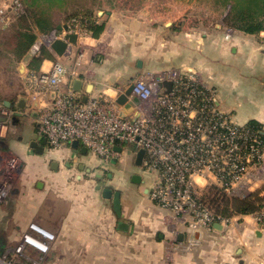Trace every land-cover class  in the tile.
I'll return each instance as SVG.
<instances>
[{
	"label": "crops",
	"instance_id": "0c3cea01",
	"mask_svg": "<svg viewBox=\"0 0 264 264\" xmlns=\"http://www.w3.org/2000/svg\"><path fill=\"white\" fill-rule=\"evenodd\" d=\"M105 1L104 6L94 8V15H103L102 21H97L105 24L101 36L94 38L85 31L87 35L79 36L77 44L69 45L71 53L63 57L48 49L54 60H44L39 70L49 69L56 59L64 62L70 71L76 68L78 76L69 75L66 86H72L83 100L91 94L117 99L121 91H127L136 79L149 73L145 68L154 67L148 60L154 56L160 31H157L149 8L146 6L135 11L112 9ZM59 26L66 33L69 27H79L78 23L72 24L63 19L57 20L56 31ZM164 27L173 31L172 23H166ZM262 34L264 31L260 35L239 32L233 41L227 43L229 53L224 47L220 51L217 46L211 56H206L205 49H201L204 41H198L196 59L189 61L186 58L181 66L188 71L202 73L216 87L218 94L222 95L221 90L228 93L231 100L221 97L218 103L236 123L245 125L255 122L262 126L264 133ZM38 43L39 39L28 53L33 52ZM42 48L47 49L41 45L37 54L33 52V57ZM187 51L191 53V48ZM187 51L183 52L185 56ZM28 53L17 62L23 76L33 58L28 59ZM134 66L143 71L134 75L131 73ZM22 99L25 104L20 108ZM5 105L14 111V132L20 129L26 137L19 135L15 139L11 137L14 134L11 132L9 138L0 141L3 150L14 153L22 162L19 184L11 196L0 204L2 252L13 251L29 231L30 224L37 223L56 235V241L50 244V252L44 255L42 264H264V229L251 214H235L230 227L216 225L212 230L201 231L196 238L199 246L187 249V229L166 219L171 213L151 200L154 177L151 179L136 165V155L132 159L140 169H126L128 178L135 175L141 177L139 181H134L136 187L132 185V188L141 193L142 198L145 195L149 203L139 205V213H131L130 208H124V200L119 196L125 211L120 214L110 208L112 199L97 195L99 191L102 194V190L98 189L102 185L93 182L92 178L100 181L105 170L125 160L123 152L120 157L105 161L81 143L78 147L66 143L55 148L57 150L48 142L43 145L44 138L37 132L36 113L24 80L19 95L6 99ZM34 143L43 150L38 152L32 146ZM52 158L55 161L66 158L68 168L75 165L79 173L86 175V180L83 181L80 175L72 184L66 178L58 179L54 169L48 166L52 164ZM113 179L112 176L110 181ZM248 188L245 198L253 195L264 197V181L251 184ZM61 190L65 192L60 193ZM230 198L244 199L239 192ZM143 207L146 211L141 213ZM26 253L34 259L41 256L32 248H28Z\"/></svg>",
	"mask_w": 264,
	"mask_h": 264
},
{
	"label": "built area",
	"instance_id": "2783aa9c",
	"mask_svg": "<svg viewBox=\"0 0 264 264\" xmlns=\"http://www.w3.org/2000/svg\"><path fill=\"white\" fill-rule=\"evenodd\" d=\"M26 15L22 0H0V32ZM73 33L87 35L79 27H69L67 33L54 30L39 38L33 52L37 54L41 45L53 51L56 41H65L66 34ZM234 33L229 30L226 40ZM69 75L77 77L76 68L70 71L56 59L49 69L29 72L24 78L39 136L52 148L78 141L105 161L120 157L130 144L137 145L136 156L144 150L140 168L154 175L150 198L171 213L167 219L187 229V249L199 246L196 238L201 231L234 223L236 216L224 217L204 201L208 189L229 198L237 192L246 196L249 185L264 181L262 132L236 123L224 112L216 87L202 73L187 69L145 73L132 83V94L124 105L107 95L91 94L85 102L72 86H66ZM125 94L121 91L119 95ZM13 115L0 102V141L14 132ZM21 172L19 157L0 147V204L16 189ZM251 215L264 229V208ZM54 241L53 232L31 223L13 251L2 252L0 240V264H42ZM28 248L41 256L30 257Z\"/></svg>",
	"mask_w": 264,
	"mask_h": 264
},
{
	"label": "rangeland",
	"instance_id": "374dc122",
	"mask_svg": "<svg viewBox=\"0 0 264 264\" xmlns=\"http://www.w3.org/2000/svg\"><path fill=\"white\" fill-rule=\"evenodd\" d=\"M124 1L126 5H133L134 7L135 5L138 6V3L129 2L128 0ZM119 2L123 3V0H120L117 3ZM118 6L121 7V4H119ZM146 6L149 8L151 16L155 18V25L158 28L157 31H160L157 34V43L156 49L154 50V56H151V58H149L148 60V63L154 67L148 66V68H145L146 72L157 73L161 71H170L173 69H185L181 66V63H183L186 58L189 61L196 59L195 50L197 48L198 41H204V47L203 45L200 46L201 49H205L204 54L206 56H211V54H213L212 51L216 50L214 47L217 48V46L220 51L224 47V50L229 53V45H227V43L229 44L231 41H233L235 35H237L239 32H242L226 25L224 20L228 13L227 8L222 6L220 7V12L215 11L214 0H205L203 2L196 3L195 1L187 2L185 0L140 1V8H145ZM139 7L137 9H140ZM95 15L96 16L94 17L96 21H102L103 15L101 17L100 15L98 16V14ZM166 23H172L173 31L169 29V32L168 29H165L164 26ZM229 30L235 31V33L231 40H226L227 32ZM10 31L11 29L0 33V94L3 97H7V99H10L14 96L16 98L19 95L20 89L23 87V80L25 76L29 73L28 71L26 75L23 76L19 71L20 64H18L17 62L12 63L11 61H9L8 56H10L11 53L7 54V50H5V42L6 39L9 37ZM34 31L38 33L37 40L43 34H49L43 32L39 33L38 31L40 30L35 27ZM262 35L261 37L264 38V36ZM190 48L191 53L187 51V49ZM185 50L188 53L186 55L187 57L184 55ZM176 51H178V54L175 53ZM4 55L6 57H4ZM33 56L34 54L31 51L30 53H28L27 58L29 59ZM131 71V73L136 75L135 73H141L143 70L138 69L136 66H134ZM221 92L222 95L220 93L217 95L218 100H221V97L227 100L230 99L226 91L221 90ZM22 132L23 131L19 129L16 131V133L13 132L14 134L11 135V137H14L15 139H18L19 135H24L26 137V133L23 132L22 134ZM54 150L57 149L54 148ZM136 151V144H130L125 146L123 151V158L125 160L120 161L115 166L112 165L108 170H105L104 177L100 179V181H97L95 178H92L93 182L99 183L100 185H102V187L107 184L110 187L112 186L113 189H116V191L119 193V196H121V199L124 200V208H130L131 213H139V205H142V203L144 205H147L149 203V200L147 199V197H145V195H143L144 197L142 198L141 193H139L138 191H133L132 185L135 186V182L133 178H128V169H140L134 164V158L132 159V156H135ZM66 158H62L60 161H55V158H52V164L49 163L48 165L50 166L49 169H54L58 179L66 178L68 179V181H70L71 184L75 183L74 180L77 181V175L82 176L84 178L83 181H85L86 175H82L83 173H79V170H77L75 165H73L71 169L68 168L69 165L68 162L65 161ZM108 174L112 175L114 179L110 181L107 176ZM147 175L150 176L151 179H153L154 177L153 173H147ZM90 186H92V184ZM68 190L72 191L73 189L69 188ZM64 192V190H61L60 193ZM66 193H68V191H66ZM98 193L99 194L97 195H102L100 191ZM243 198H245V196H243ZM112 200L109 202V206L112 210H117V212H119L120 214L125 212L123 211L124 208L122 207L121 203L119 207L116 208ZM144 209L145 208L143 207L140 212H145L146 210Z\"/></svg>",
	"mask_w": 264,
	"mask_h": 264
},
{
	"label": "trees",
	"instance_id": "16d2710c",
	"mask_svg": "<svg viewBox=\"0 0 264 264\" xmlns=\"http://www.w3.org/2000/svg\"><path fill=\"white\" fill-rule=\"evenodd\" d=\"M118 1L120 0H106L105 4L112 9L134 11L143 0H128L138 3L135 7L126 5L124 0L123 3H117ZM185 1L196 3L205 0ZM22 2L26 6L27 15L11 28L5 42V50L7 54L11 53L8 58L12 63L26 56L35 44L38 36L34 27L43 33H50L55 30L57 20L63 19L72 24L78 23L80 28L94 38H99L105 30V24L97 23L94 17V8L104 6V0H22ZM119 4L121 7L118 6ZM222 6L228 11L224 20L227 26L250 35H260L264 31V0H214L215 11L220 12ZM46 59L54 60V56L48 49L42 48L41 52L28 64V71L38 73L41 64ZM6 99L7 97L0 94V102L5 103ZM249 125L252 129L262 132L260 135L264 138L261 125L255 122ZM204 201L224 217H231L235 214H252L264 208V197L253 195L244 199L232 200L214 188L207 190Z\"/></svg>",
	"mask_w": 264,
	"mask_h": 264
},
{
	"label": "water",
	"instance_id": "95a60500",
	"mask_svg": "<svg viewBox=\"0 0 264 264\" xmlns=\"http://www.w3.org/2000/svg\"><path fill=\"white\" fill-rule=\"evenodd\" d=\"M64 29H67V28H64ZM58 31H63V27L62 26H59ZM78 42V36L76 34H71V35H67L65 41L64 40H58L56 41L53 45H52V50L56 52V54L59 56V57H63L68 53V50L71 49L69 45L71 44H77ZM139 66H141V63H139ZM167 87L168 89H170L172 87L171 83H168L167 84ZM132 91H133V86H131L127 91H126V94L125 95H121L118 97L117 99V103L119 105H124L127 100H128V96L132 94ZM87 99H84V101L86 102ZM24 104H25V100L22 99L20 101V105L19 107L20 108H23L24 107ZM47 139L44 138L43 140V145H45L47 143ZM80 145V143L78 141H75L73 142V146L74 147H78ZM33 147H36L37 151L38 152H41L43 149H39V147L34 143L32 145ZM119 152L122 151L121 148H118L117 149ZM85 151V149H84ZM144 156H145V151L144 150H139L138 153H137V156H136V165L138 167H141L142 165V162H143V159H144ZM141 179V177L139 175H135L133 180L134 181H139ZM99 190H102V196L105 198V199H111L112 196H113V190L109 187H102V186H99L98 187ZM119 196H116V200H115V206L116 208L119 207L120 205V201H119Z\"/></svg>",
	"mask_w": 264,
	"mask_h": 264
},
{
	"label": "flooded vegetation",
	"instance_id": "af4514ba",
	"mask_svg": "<svg viewBox=\"0 0 264 264\" xmlns=\"http://www.w3.org/2000/svg\"><path fill=\"white\" fill-rule=\"evenodd\" d=\"M108 176V178L109 179H112V175H110V174H108L107 175ZM109 181V180H108ZM104 187H109V188H111L109 185H105ZM112 190H113V196H112V198L111 199H113V201H114V203H115V200H116V196H119V193L116 191V190H114L113 188H111ZM119 198V197H118Z\"/></svg>",
	"mask_w": 264,
	"mask_h": 264
}]
</instances>
